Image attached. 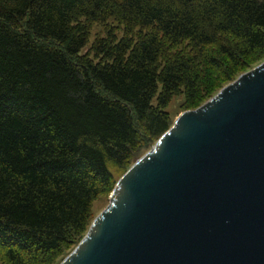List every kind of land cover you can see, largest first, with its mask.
I'll list each match as a JSON object with an SVG mask.
<instances>
[{
  "label": "trees",
  "instance_id": "16d2710c",
  "mask_svg": "<svg viewBox=\"0 0 264 264\" xmlns=\"http://www.w3.org/2000/svg\"><path fill=\"white\" fill-rule=\"evenodd\" d=\"M263 58L264 0H0V264H59L172 98Z\"/></svg>",
  "mask_w": 264,
  "mask_h": 264
},
{
  "label": "water",
  "instance_id": "95a60500",
  "mask_svg": "<svg viewBox=\"0 0 264 264\" xmlns=\"http://www.w3.org/2000/svg\"><path fill=\"white\" fill-rule=\"evenodd\" d=\"M59 264H264V61L178 113Z\"/></svg>",
  "mask_w": 264,
  "mask_h": 264
},
{
  "label": "rangeland",
  "instance_id": "374dc122",
  "mask_svg": "<svg viewBox=\"0 0 264 264\" xmlns=\"http://www.w3.org/2000/svg\"><path fill=\"white\" fill-rule=\"evenodd\" d=\"M110 24V23H109ZM112 24V22H111ZM113 25H116V23H113ZM104 27L105 25L101 24V23H93L91 25V30H90V37H89V40H88V44L84 47V49L82 50V52H85V51H88L89 50V47L91 46L92 42L94 41V39L96 37H100L102 35H104ZM117 35H121V29H117L116 31ZM262 61H264V58L261 59V60H257L255 63L252 64V66H250L249 68H244L242 70H238L237 72V76L236 78L241 75L242 73L252 69L253 67H255L256 65H258L259 63H261ZM235 78V79H236ZM226 85V84H225ZM224 85V86H225ZM220 90V89H219ZM218 90V91H219ZM217 91V92H218ZM209 99V98H208ZM207 99V100H208ZM181 100H182V96L181 95H178V96H174L172 98V100L169 102V104L167 105V110L169 111L170 115H171V118L172 120H174V118L176 117V115L184 110H186L185 107L181 106ZM205 100V101H207ZM204 101V102H205ZM202 102V103H204ZM201 103V104H202ZM200 104V105H201ZM199 105V106H200ZM198 107V106H197ZM196 107L192 108V109H195ZM189 109V108H188ZM147 150V148H144L142 150V153L145 152ZM108 203V197H99L98 199H96L94 201V204H93V217H95L103 208L104 206Z\"/></svg>",
  "mask_w": 264,
  "mask_h": 264
}]
</instances>
